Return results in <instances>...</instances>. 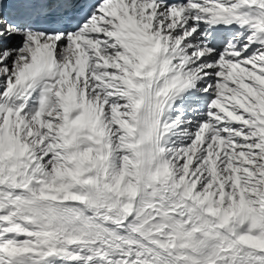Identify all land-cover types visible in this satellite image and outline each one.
I'll list each match as a JSON object with an SVG mask.
<instances>
[{"label":"snow or ice","instance_id":"obj_1","mask_svg":"<svg viewBox=\"0 0 264 264\" xmlns=\"http://www.w3.org/2000/svg\"><path fill=\"white\" fill-rule=\"evenodd\" d=\"M0 264H264V0H0Z\"/></svg>","mask_w":264,"mask_h":264}]
</instances>
